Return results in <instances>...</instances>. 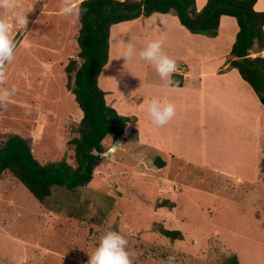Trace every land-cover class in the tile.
Instances as JSON below:
<instances>
[{
  "label": "rangeland",
  "instance_id": "374dc122",
  "mask_svg": "<svg viewBox=\"0 0 264 264\" xmlns=\"http://www.w3.org/2000/svg\"><path fill=\"white\" fill-rule=\"evenodd\" d=\"M11 3L25 13L26 25H17L11 34L14 59L4 66L0 81V89H16L0 106V143L18 134L39 163L65 158L75 167L67 142L77 136L82 111L67 87L65 66L79 53L78 15H60L63 0ZM0 18L11 21V11L0 7ZM206 37L208 43L223 42L222 37ZM197 60L188 55L194 73ZM128 66L111 70L108 64L101 73L107 102L118 112L124 106L142 117L143 105L135 110L134 99L154 95L179 102L168 121L170 131L160 130L175 156L167 167L156 166L163 150L149 147L146 124L135 129L139 117L130 115L127 126L132 125L123 138L104 139L106 152L85 187L54 186L40 203L5 171L0 176V264H87L108 230L126 237L132 264H168L169 256L175 264H229L233 256L239 264H264V114L259 124L244 89L225 97L222 113L211 103L187 105L170 97L171 84L152 64ZM241 175L244 179L238 180ZM161 227L180 230L182 239L162 235Z\"/></svg>",
  "mask_w": 264,
  "mask_h": 264
},
{
  "label": "trees",
  "instance_id": "16d2710c",
  "mask_svg": "<svg viewBox=\"0 0 264 264\" xmlns=\"http://www.w3.org/2000/svg\"><path fill=\"white\" fill-rule=\"evenodd\" d=\"M255 3L256 0H207L198 10L195 0H84L79 4L85 10L78 15L79 53L65 66L67 87L82 111L77 136L67 142L77 165L72 167L65 158L41 164L27 139L9 134L0 143V176L5 171L12 173L40 203L52 194L54 186L74 190L90 183L106 152L104 139L123 138L129 120L107 102L106 91L98 83L109 59L110 28L140 16L173 13L191 33L209 37L217 35L223 15L234 17L239 29L229 52V67L238 71L264 105V57L250 56L264 49V11H256ZM180 83L172 79V85ZM154 163L164 166L159 157ZM159 231L171 239H182L180 230L161 227ZM228 263L239 264L237 256Z\"/></svg>",
  "mask_w": 264,
  "mask_h": 264
},
{
  "label": "crops",
  "instance_id": "0c3cea01",
  "mask_svg": "<svg viewBox=\"0 0 264 264\" xmlns=\"http://www.w3.org/2000/svg\"><path fill=\"white\" fill-rule=\"evenodd\" d=\"M122 1V0H121ZM196 8L200 10L206 3L207 0H195ZM79 4V0L77 2ZM254 9L256 11H264V0H256L254 4ZM238 25L234 17L223 15L220 18V23L218 27V33L214 37V39L218 37L223 38L222 43H208L207 37L205 35L193 34L188 31L184 26L181 25L178 18L173 13H153L149 16H140L136 19L130 21H124L117 24H114L110 28V36H109V59L108 63L104 66L103 70L105 71L108 67V64L111 66V70L113 67H125L127 65L128 68L132 67H143L150 65L151 63L148 61H143L139 59V57H134L132 59L123 61L122 57H120L123 48L124 41L130 39L134 41L136 44L137 50L142 49L145 44L151 39H160L163 41V51L172 59L176 61L177 71L172 74V79L175 82H181L180 85H172V91L169 95L171 98L174 96L177 97L179 101L184 100L187 105L192 104L196 101L197 108L202 105L207 107L209 103L213 104L215 110L220 113L225 112L226 109V96H233V90L235 89H244L246 90L248 97H250V101L256 109L257 114H259V124L262 122L263 114H264V105L259 101L256 94L250 85L244 81L238 71L235 68L229 67L228 58L225 59V55L229 54L231 47L235 41L236 34L238 32ZM230 31V32H229ZM115 41L116 44L114 48H112V41ZM202 41V43H201ZM116 46V47H115ZM114 49V50H112ZM223 52V55H218V53ZM116 52V53H115ZM116 54L117 60L114 59ZM188 55H194L197 60V66L195 65V73L192 67H189L188 63ZM260 55L264 57V49L258 54L252 52L250 56ZM113 56V58H112ZM214 57V58H213ZM216 60V62L214 61ZM114 65V66H113ZM184 65L186 71L184 75H181L179 72L180 66ZM187 65V66H186ZM102 70V72H103ZM101 72V73H102ZM100 73V75H101ZM100 77V76H99ZM101 80L98 81L100 84ZM115 92V91H114ZM107 94V93H106ZM116 99L120 97L116 94ZM159 98V97H158ZM157 98V99H158ZM156 99L154 95L152 97H148L147 99L142 100V102H138L134 99L131 101V104L134 105L135 110L136 107H140L143 105V109L146 112L145 117L139 115L134 109H126L124 106L122 107V111L119 110V113L122 115H137L139 118L138 122L135 125V129H138L142 124L145 123V129L149 130L150 135L148 138H151L150 146L155 145L157 150H163L161 160L164 161V166H168L169 158L175 155L170 154L173 152L169 150L166 145L163 144V132L161 129L166 131H170V123L167 122L163 126H156L150 120L147 111L146 105L152 100ZM174 99V98H173ZM123 100V99H122ZM133 100V97L131 98ZM161 101H168L165 97L161 96ZM116 105L114 103H111ZM110 104V105H111ZM127 102L125 101V105ZM124 105L122 102L120 103V107ZM175 109L180 106L179 102H175ZM117 108V107H116ZM179 110V109H178ZM118 111V110H117ZM179 114L180 111H179ZM226 116V115H225ZM140 117L144 119L140 120ZM179 120V118H178ZM133 123V122H132ZM128 124L126 131L130 128ZM226 128V126L224 125ZM260 129V128H259ZM259 131L253 132V134H258ZM261 134V129H260ZM155 137V138H154ZM145 138V139H148ZM153 139V143H152ZM256 160L254 165V172L256 174ZM254 174V175H255ZM244 176L238 177L239 179H244ZM253 178V177H252Z\"/></svg>",
  "mask_w": 264,
  "mask_h": 264
},
{
  "label": "clouds",
  "instance_id": "9594fccd",
  "mask_svg": "<svg viewBox=\"0 0 264 264\" xmlns=\"http://www.w3.org/2000/svg\"><path fill=\"white\" fill-rule=\"evenodd\" d=\"M82 3L84 0H79V4ZM79 4L74 0H63L59 14L65 17L82 14L85 10H82ZM0 7L9 9L12 17L11 21L0 18V81H3V68L14 59L16 42L11 34L17 25L25 27L26 16L25 13L16 10L11 0H0ZM137 56L143 61L150 62L160 78L172 84V74L177 71V64L163 51L162 40L151 39L139 51L134 41L130 39L124 41L120 57L126 61ZM15 91L14 87L0 89V106H3L6 98ZM146 111L154 125L163 126L174 117L176 109L173 103L152 99L147 103ZM127 244L125 236L117 231L108 230L99 238L94 250L88 254L87 264H132ZM168 264H175L174 256L168 257Z\"/></svg>",
  "mask_w": 264,
  "mask_h": 264
},
{
  "label": "built area",
  "instance_id": "2783aa9c",
  "mask_svg": "<svg viewBox=\"0 0 264 264\" xmlns=\"http://www.w3.org/2000/svg\"><path fill=\"white\" fill-rule=\"evenodd\" d=\"M180 70L179 72L181 73V75H184L185 71H186V68L184 67V65L180 66Z\"/></svg>",
  "mask_w": 264,
  "mask_h": 264
},
{
  "label": "water",
  "instance_id": "95a60500",
  "mask_svg": "<svg viewBox=\"0 0 264 264\" xmlns=\"http://www.w3.org/2000/svg\"><path fill=\"white\" fill-rule=\"evenodd\" d=\"M115 145H118V143L116 142Z\"/></svg>",
  "mask_w": 264,
  "mask_h": 264
}]
</instances>
